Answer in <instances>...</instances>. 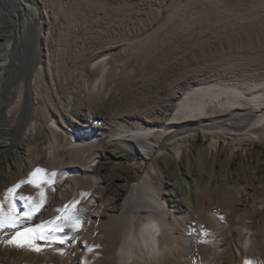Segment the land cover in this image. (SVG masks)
I'll return each instance as SVG.
<instances>
[{
  "label": "bare ground",
  "instance_id": "6f19581e",
  "mask_svg": "<svg viewBox=\"0 0 264 264\" xmlns=\"http://www.w3.org/2000/svg\"><path fill=\"white\" fill-rule=\"evenodd\" d=\"M205 1L208 2L207 6L200 7L199 12L191 20H200L210 14L217 5L225 4L224 0ZM127 2L79 0L69 7L67 5L64 10V5L68 1L55 0L62 12L72 16L82 3L92 4L99 10L109 8L110 12L107 14L110 23L124 21L125 14L127 15L133 8ZM2 4L8 6L6 8L8 13L4 14L0 8V36L4 41V48H0V51L4 50V53L0 54L2 68L0 99L6 96L5 93L13 92L14 104L9 105L8 113L0 111V148L5 146L7 152L0 156V159H3L0 161V190L6 180L11 178V164H15L20 158L19 149L23 141L29 142L39 135L47 142L43 146L46 154L55 162L59 146L64 142L69 152L75 154L67 167L73 186L79 189L80 183L75 173L83 172L91 174L94 187L102 182L106 190L115 193L116 200L100 205V210L94 214L101 226V234L95 238L98 243L102 241L110 257L105 260L98 259L91 264H211V262L220 264L222 255L218 251L219 245H216L213 233L216 227H220L221 221L214 212L195 207L194 182H190L181 173L173 181V186L184 194L182 213L187 217L193 212L194 217L189 226L183 227L184 231H175L181 217L178 216V219L172 215L168 203L171 198L166 200L163 196L161 191L163 181L157 158L164 156L175 161L179 160L184 142L198 133L210 138L214 147L220 137L225 141L227 139L264 140V71L262 70L264 65L261 66L264 64V53H261L263 51H255L247 55L242 63L238 60L234 61L233 63L240 67L234 74L230 71L218 74L215 75L217 78L215 80L188 88L174 103L172 101L175 99L173 96L175 92L169 89L161 105L164 110H169L168 107H171V113L169 116H164L162 112L153 114L150 105L154 99H151L150 91L135 88L121 92L126 83V75H128L126 67L130 66V61L140 52H144L146 46L157 45V42L151 40L155 31L144 33L143 37L129 44L121 43L128 41L133 33L146 29L142 26L144 23H140L142 17L133 16V21L139 26L133 28L129 26V28L121 24L110 29V26H106L107 22L104 26L101 25V29L94 35L105 45L102 46L104 49L96 52H93L91 45H85L84 42L73 44L77 37L70 30L60 32L56 38L58 37V42H62V45L55 49L53 63H47L52 86L45 82L44 67L40 65L34 70L30 80L34 96L26 97L24 87L21 85L14 87L12 91L9 90L11 76L7 73L9 67L15 66V71L23 67V64L17 67L13 59L19 56L18 46L24 38L20 16L28 14L37 19L32 56L41 64L43 39L48 36L51 28L44 26L47 13L39 9L36 2L31 6L24 0H0V5ZM181 6L182 3L175 4L173 13L179 11ZM241 19L244 22L237 23L228 31L242 32L244 25L246 29L244 32L249 35L253 32L248 30L264 31V0H256V9L250 14L243 15ZM186 24L185 22L178 29L184 28ZM112 49H117V52H111ZM152 75H154L152 72L148 73L140 80L143 81L145 77L148 79ZM38 102H41V105ZM24 103L28 106V112L24 126L20 127L21 136L18 137V133H15L13 139L9 141L8 135L14 131L15 122L7 118L13 116L17 124H20ZM38 114L44 118V125L39 128L36 127L37 123L35 124ZM134 120L139 122L128 127L127 124H131ZM114 121H119V128L114 132H108V125ZM103 146L108 153L131 168L132 176H129V180L123 176L115 177L110 175L111 173L92 174L103 166ZM56 165L63 166L61 163ZM119 198L120 201H117ZM4 201L5 199H0L3 204ZM243 233L245 236L241 248L237 247L238 254L231 253L225 264L242 262L243 259L252 264L253 257L250 256L253 244L252 232L247 227H243ZM51 259L59 264L64 261V256L58 253ZM5 263L6 260L0 259V264ZM9 264L14 263L10 261Z\"/></svg>",
  "mask_w": 264,
  "mask_h": 264
},
{
  "label": "rangeland",
  "instance_id": "374dc122",
  "mask_svg": "<svg viewBox=\"0 0 264 264\" xmlns=\"http://www.w3.org/2000/svg\"><path fill=\"white\" fill-rule=\"evenodd\" d=\"M24 1L31 6L36 2L39 9L44 10L47 13V17H45L47 20L44 22V26L51 28L48 36L43 39V53L40 57L42 60L41 64L32 56L37 19L32 18L28 14L20 16L24 41L22 40V44L20 43L18 46L19 56L13 59L17 67L21 64H23V67L17 71H15V66L9 67L7 73L11 76L9 77L11 78L9 80L11 81L9 86L11 89L9 90L12 91L14 87L21 85L24 87L26 97L34 96V91L30 87V80L34 70L40 65L44 67V80L48 82L46 84L52 86L47 63H53L57 47L62 45V42H58V37L56 38V36L60 35V32L70 30L77 37L73 44L84 42L85 45H91L93 52H96L104 49L102 46L105 44L97 40L94 34L101 29L100 27L105 25V22L108 23H106V26H110V29L112 26L118 27L121 24L122 26L133 28L139 26L133 19L142 17V19L140 18V23H144L142 26H145L146 29L133 33L128 41L121 42L124 44H129V42L143 37L148 32L155 31L151 40L157 42V45L146 46L144 52H140L130 61V66L126 67V71H128L126 83L121 91H131L135 88L150 91L152 93L151 99H154V102L152 101L150 105L153 114L162 112L164 116H169L171 113V107H168L169 110H164L161 105L164 103L169 89L175 92L173 95L175 99L172 101L174 103L188 88L215 80L217 79L215 75L218 74L228 73L229 71L234 74L240 68L233 63L234 61L238 60L242 63L247 55L255 51H263L261 53H264V31L248 30V32L255 33L249 35L245 33V25L242 32L240 30L234 33L228 31L237 23L244 22L241 19L243 15L250 14L256 9V0H224L225 4L217 5L214 8L215 10H211L210 14L200 20H191V18L199 12L200 7L207 6L208 2L205 0H130L128 2L125 0L133 8L130 9L131 12L127 13V15L125 14V19L121 23L119 21L110 23L108 21L109 8L99 10L92 4L84 5L82 3L79 9H75L76 11L72 16L67 14V12H62L55 0ZM67 1L66 5L63 4L64 10L67 5L69 7L79 0ZM185 1L189 2L185 3ZM178 3H182V6L179 11L173 13L175 4ZM7 7L6 4L0 5L4 14L8 13ZM119 15L121 16L120 13ZM104 18L106 21H104ZM185 22L187 26L179 30L178 27ZM0 48H4V41L1 36ZM116 50L112 49L111 52L116 53ZM2 52L4 53V50L0 51V54ZM23 61L24 63H22ZM262 70L264 71V68ZM1 71L2 68L0 67ZM151 72L154 75L148 78L149 80L146 77L143 81L140 80L141 77ZM180 76L181 78H179ZM5 94L6 96H2V99H0V111L8 113L9 105L12 106L14 104V93ZM38 103L41 105V102ZM27 110L28 106L24 103L20 124H17L13 116L7 118V120L15 122L13 130H16L8 135L9 141L13 139L15 133H18V137L21 136V128L26 121ZM24 118L25 120H23ZM35 120L37 128L44 125V118L41 114H38ZM105 120L108 121V119ZM138 122V120H134L127 125L130 127V125H136ZM119 126V121H114L108 125L107 131L114 132ZM46 143L39 135L29 142L23 141L19 149L21 156L15 164H11L12 175L3 184V189L1 188L0 190V199H5L3 204L5 211L9 209L10 203H14L18 213L29 211V209H26L23 199H16L12 202L11 197L13 195L29 199V204H39V208L31 212L32 218L27 222L29 226L54 220L56 217L63 218L67 215L65 206H69L71 208L73 226L65 227L63 231L58 232V236L64 238V243L59 241L53 243L51 240L37 241V244L43 249L39 253L27 248L19 249L4 242L14 231L6 228L0 232V259L6 260L5 264H9L10 261L14 264H56L51 258L58 253H62L64 256V261L59 264H91L101 258H104V260L108 259L110 254L106 252V247H103L102 241L98 243L95 238V236L101 234V226L96 221L94 214L100 210L104 203L115 201V193L112 190H106L102 182H99L94 187L91 174L83 172L75 173L76 179L80 183V187L77 190L71 183L70 173L67 171V167L75 154H71L68 146L62 142L55 162L44 150L43 146ZM5 149V146L0 148V156L7 154ZM102 151L104 152H102L104 158L103 166L92 174L111 173L110 175L115 177L123 176L129 180V176H132L131 168L108 153L104 146ZM181 151V158L177 161L164 156L157 158L160 177L163 181L161 190L163 196L166 200L171 198L168 203L172 215L176 218L178 216L181 217L184 223L187 224H184L180 218L178 221L179 226H176L177 229L175 231H184L183 227L189 226L194 217L192 216L193 212H190L191 214L187 216L188 218L186 214L182 213L184 194L178 191L180 190L179 188L176 190L173 186V181L182 173L190 182H194L195 192H193V196L195 197V207L214 212L221 221L220 227H216L213 233L214 241L216 245H219L218 251L222 255L220 264H225L231 253L238 254L239 250L237 247L241 248L245 236L243 227H247L252 232L253 244L250 250V256L253 257L251 260L252 264H264V140L238 141L227 139L225 141L220 137L214 147L210 138L198 133L184 142ZM78 155L81 156L83 154ZM8 160L12 161L10 158ZM56 163H61L63 166H57ZM37 168L45 170L38 175L50 180V183L36 187L34 184L27 182ZM21 181H25V183L20 184ZM17 184H20V187L16 188L14 193L9 194L7 190ZM180 188L182 189V187ZM41 193L43 196H41ZM117 201H120V198ZM172 215L170 214L171 218ZM19 227L22 228L23 225ZM73 227L75 228L74 231ZM95 240L96 242H94ZM204 254L206 255L205 257L208 256L207 251ZM243 260L233 264H244L245 259Z\"/></svg>",
  "mask_w": 264,
  "mask_h": 264
},
{
  "label": "snow or ice",
  "instance_id": "6c2138e0",
  "mask_svg": "<svg viewBox=\"0 0 264 264\" xmlns=\"http://www.w3.org/2000/svg\"><path fill=\"white\" fill-rule=\"evenodd\" d=\"M44 171L45 170L41 168L35 169L27 182L34 184L36 187H40L41 184L50 183V180L38 175ZM22 183H25V181L20 182V184ZM20 184L15 185L13 188H9L7 192L9 194L14 193L15 189L20 187ZM41 196H43L42 193ZM16 199H23L25 207L28 208L29 211L18 213L14 203H10L9 209L5 211L3 203L0 202V232L6 228L14 230L12 235L7 237L4 242L13 245L16 248H27L37 253L43 251V249L37 244V241L51 240L53 243L57 241L64 243V238L58 236V232L63 231L65 227L73 226V218L71 208L69 206H65L67 209V215L65 217H56L54 220L29 226L27 222H29L32 218L31 212L38 209L40 205L37 203L29 204V199L24 197H17L15 195L11 197L12 202ZM21 225H23L22 228L19 227ZM74 230L75 228L73 227V231ZM244 264H251V262L246 260Z\"/></svg>",
  "mask_w": 264,
  "mask_h": 264
}]
</instances>
